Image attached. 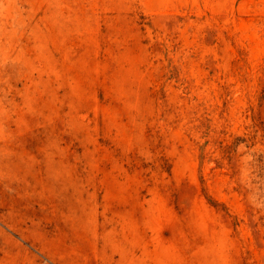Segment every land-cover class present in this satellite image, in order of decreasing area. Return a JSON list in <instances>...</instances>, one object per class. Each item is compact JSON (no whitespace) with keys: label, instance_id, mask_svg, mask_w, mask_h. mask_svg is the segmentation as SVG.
Returning <instances> with one entry per match:
<instances>
[{"label":"rangeland","instance_id":"obj_1","mask_svg":"<svg viewBox=\"0 0 264 264\" xmlns=\"http://www.w3.org/2000/svg\"><path fill=\"white\" fill-rule=\"evenodd\" d=\"M0 264H264V0H0Z\"/></svg>","mask_w":264,"mask_h":264},{"label":"crops","instance_id":"obj_2","mask_svg":"<svg viewBox=\"0 0 264 264\" xmlns=\"http://www.w3.org/2000/svg\"><path fill=\"white\" fill-rule=\"evenodd\" d=\"M47 263H56V261H53V258H44Z\"/></svg>","mask_w":264,"mask_h":264}]
</instances>
